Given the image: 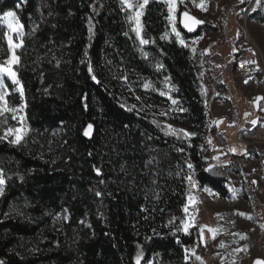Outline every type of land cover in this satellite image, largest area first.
I'll list each match as a JSON object with an SVG mask.
<instances>
[{
  "label": "trees",
  "instance_id": "16d2710c",
  "mask_svg": "<svg viewBox=\"0 0 264 264\" xmlns=\"http://www.w3.org/2000/svg\"><path fill=\"white\" fill-rule=\"evenodd\" d=\"M8 11L22 40L20 90L7 81L0 102L1 264H187L196 239L181 230L189 171L199 186L229 192L205 158L199 66L166 34L165 3H146L144 45L120 0H0V15ZM250 16L264 23V14ZM214 29L180 30L191 38ZM8 53L0 23V61ZM130 93L165 104L160 117L193 136L162 131L155 110L130 104Z\"/></svg>",
  "mask_w": 264,
  "mask_h": 264
},
{
  "label": "rangeland",
  "instance_id": "374dc122",
  "mask_svg": "<svg viewBox=\"0 0 264 264\" xmlns=\"http://www.w3.org/2000/svg\"><path fill=\"white\" fill-rule=\"evenodd\" d=\"M141 45L142 14L149 0H120ZM167 9L166 34L186 46L199 66V90L206 106L208 123L205 158L226 178L227 198L198 185L195 172L187 175L184 218L181 230H194L196 239L185 249L187 264H251L264 260V23L251 14H264V0H160ZM187 11L215 27L185 38L178 15ZM6 28L8 56L0 61V102L8 93L6 82L20 90L13 66L22 40V27L16 15H0ZM257 55L260 70L249 82H242L234 71L239 61ZM172 86L165 83L161 95L169 101ZM137 108L150 107L155 123L167 134L189 138L192 132L163 119L165 104L147 101L146 96L128 94ZM18 127L11 132L15 141L24 127L22 111H17ZM242 139H236L239 131ZM238 131V132H237ZM216 166H218L216 168ZM2 181L0 180V186ZM248 198L244 199L243 196ZM139 261V258L136 259ZM1 264V262H0Z\"/></svg>",
  "mask_w": 264,
  "mask_h": 264
},
{
  "label": "water",
  "instance_id": "95a60500",
  "mask_svg": "<svg viewBox=\"0 0 264 264\" xmlns=\"http://www.w3.org/2000/svg\"><path fill=\"white\" fill-rule=\"evenodd\" d=\"M178 25L185 34L192 36L204 27L205 21L197 18L187 11H181L178 15ZM92 133L93 127L91 125H87L84 130V135L89 137ZM251 264H264V260L262 258H255Z\"/></svg>",
  "mask_w": 264,
  "mask_h": 264
},
{
  "label": "built area",
  "instance_id": "2783aa9c",
  "mask_svg": "<svg viewBox=\"0 0 264 264\" xmlns=\"http://www.w3.org/2000/svg\"><path fill=\"white\" fill-rule=\"evenodd\" d=\"M234 71L238 73L242 82H249L256 73L260 70V63L257 55L251 54L246 58L236 61L233 59ZM242 132L239 131L236 139L240 141L242 139Z\"/></svg>",
  "mask_w": 264,
  "mask_h": 264
},
{
  "label": "crops",
  "instance_id": "0c3cea01",
  "mask_svg": "<svg viewBox=\"0 0 264 264\" xmlns=\"http://www.w3.org/2000/svg\"><path fill=\"white\" fill-rule=\"evenodd\" d=\"M238 131H239V130H238ZM238 131H237V132H238Z\"/></svg>",
  "mask_w": 264,
  "mask_h": 264
}]
</instances>
